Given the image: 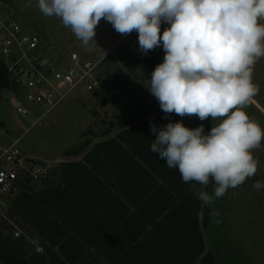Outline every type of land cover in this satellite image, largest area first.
Instances as JSON below:
<instances>
[{
  "label": "clouds",
  "instance_id": "clouds-1",
  "mask_svg": "<svg viewBox=\"0 0 264 264\" xmlns=\"http://www.w3.org/2000/svg\"><path fill=\"white\" fill-rule=\"evenodd\" d=\"M36 7L70 26L85 45L102 18L121 35L136 30L143 55L162 43L164 62L146 86L165 117H226L212 120L207 134L203 123L189 128L181 121L150 129L149 150L178 169L203 205L256 174L259 161L251 150L261 146L264 131L240 109L258 90L252 66L264 56V24L258 23L264 0H36ZM162 23L169 27L161 36ZM209 184L211 193L204 190ZM252 187L260 191L264 181Z\"/></svg>",
  "mask_w": 264,
  "mask_h": 264
},
{
  "label": "trees",
  "instance_id": "trees-1",
  "mask_svg": "<svg viewBox=\"0 0 264 264\" xmlns=\"http://www.w3.org/2000/svg\"><path fill=\"white\" fill-rule=\"evenodd\" d=\"M177 121L162 110L117 117L103 135L119 132L81 159L22 181L0 219V264H215L201 229L210 206L149 150L152 123Z\"/></svg>",
  "mask_w": 264,
  "mask_h": 264
},
{
  "label": "rangeland",
  "instance_id": "rangeland-1",
  "mask_svg": "<svg viewBox=\"0 0 264 264\" xmlns=\"http://www.w3.org/2000/svg\"><path fill=\"white\" fill-rule=\"evenodd\" d=\"M8 1L23 29L40 35L42 46L53 57L77 53L83 59L95 61L102 58L103 62L98 71L101 86L93 92L77 90L37 124L33 123L41 116L38 107L28 106L31 111L28 115L18 113L13 94L4 95L0 91V151L18 140V150L24 156L46 162L52 169L63 161L81 159L98 142L115 136L120 130L116 125L109 135L103 133L110 129L111 122L117 123V117L161 110L146 83L155 67L164 62L162 43L143 55L139 51L136 30L121 35L102 18L95 29L94 39L85 45L76 38L70 26H63L60 19L43 16L36 7V0ZM29 4L31 6H27ZM258 23L264 24V18ZM168 27L167 23L161 24V36ZM252 78L258 86L257 93L240 110L264 131V56L257 58L252 66ZM176 115L190 128L203 123L205 134L211 130L212 120L215 124L226 118L208 117L201 121L197 116ZM80 147H84L82 153L68 155L69 151ZM251 151L253 158L259 161L256 174L246 179L243 185L229 189L222 198L215 199L209 205L210 223L206 226L201 222L204 255L211 253L215 264H264V189L256 191L252 187L257 180L264 181V139L261 146ZM204 190L211 193L212 184ZM17 192L0 193V219Z\"/></svg>",
  "mask_w": 264,
  "mask_h": 264
},
{
  "label": "built area",
  "instance_id": "built-area-1",
  "mask_svg": "<svg viewBox=\"0 0 264 264\" xmlns=\"http://www.w3.org/2000/svg\"><path fill=\"white\" fill-rule=\"evenodd\" d=\"M41 43L40 35L23 29L9 1L0 0V58L10 84L6 91L13 94L18 113L30 114V105L39 108L41 116L33 124L77 90L93 92L101 86L98 71L102 58L91 61L77 53L55 58ZM18 146L15 140L0 151V193L4 195L16 191L22 181L37 179L50 169L46 162H29Z\"/></svg>",
  "mask_w": 264,
  "mask_h": 264
},
{
  "label": "crops",
  "instance_id": "crops-1",
  "mask_svg": "<svg viewBox=\"0 0 264 264\" xmlns=\"http://www.w3.org/2000/svg\"><path fill=\"white\" fill-rule=\"evenodd\" d=\"M262 18H264V17H262ZM260 21V19L258 20V22ZM1 91V90H0ZM1 94H9V93H7V91L6 90H3V91H1Z\"/></svg>",
  "mask_w": 264,
  "mask_h": 264
},
{
  "label": "water",
  "instance_id": "water-1",
  "mask_svg": "<svg viewBox=\"0 0 264 264\" xmlns=\"http://www.w3.org/2000/svg\"><path fill=\"white\" fill-rule=\"evenodd\" d=\"M29 162H32V163H37V161H35L34 159L30 158L29 159Z\"/></svg>",
  "mask_w": 264,
  "mask_h": 264
}]
</instances>
